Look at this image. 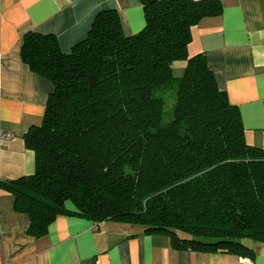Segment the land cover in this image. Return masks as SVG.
Instances as JSON below:
<instances>
[{"label":"trees","instance_id":"trees-1","mask_svg":"<svg viewBox=\"0 0 264 264\" xmlns=\"http://www.w3.org/2000/svg\"><path fill=\"white\" fill-rule=\"evenodd\" d=\"M141 3L145 26L133 36L102 10L68 53L53 35L22 37V62L53 91L23 136L34 173L0 190L28 215L32 240L66 215L138 226L177 251L252 258L244 241L264 244V150L246 143L205 56L187 52L191 28L222 3ZM175 62L185 63L180 77Z\"/></svg>","mask_w":264,"mask_h":264},{"label":"crops","instance_id":"crops-1","mask_svg":"<svg viewBox=\"0 0 264 264\" xmlns=\"http://www.w3.org/2000/svg\"><path fill=\"white\" fill-rule=\"evenodd\" d=\"M220 1V15L191 28L187 52L205 56L218 89L240 112L246 143L264 150V0ZM102 10L116 12L125 36L145 26L141 0H0V131L9 135L0 139V180L34 173L35 155L23 136L41 124L53 91L22 62V37L53 35L68 53ZM184 68V62L173 63V75L177 70L180 77ZM29 224L28 215L14 210V197L0 190V264H240L230 254L174 250L168 237L129 224L59 215L36 240L27 235ZM244 244L254 264H264V244Z\"/></svg>","mask_w":264,"mask_h":264},{"label":"built area","instance_id":"built-area-1","mask_svg":"<svg viewBox=\"0 0 264 264\" xmlns=\"http://www.w3.org/2000/svg\"><path fill=\"white\" fill-rule=\"evenodd\" d=\"M8 136L9 135H7L6 133L0 131V139L6 138ZM239 262H240V264H254L252 259L249 257H240Z\"/></svg>","mask_w":264,"mask_h":264},{"label":"rangeland","instance_id":"rangeland-1","mask_svg":"<svg viewBox=\"0 0 264 264\" xmlns=\"http://www.w3.org/2000/svg\"><path fill=\"white\" fill-rule=\"evenodd\" d=\"M174 68H176V66H175ZM174 70H175V69H174ZM176 74H178V71H177V70L174 71V75H176ZM171 103H172V101H171L170 98L167 96V105H166V111H167V113H169V110H170V107H171ZM250 242H252V241H250ZM252 243H253V242H252Z\"/></svg>","mask_w":264,"mask_h":264}]
</instances>
